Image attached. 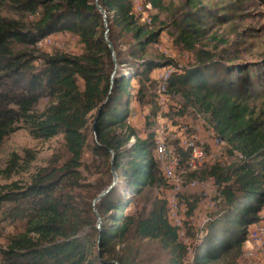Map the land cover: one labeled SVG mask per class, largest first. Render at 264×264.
<instances>
[{
  "label": "trees",
  "instance_id": "obj_1",
  "mask_svg": "<svg viewBox=\"0 0 264 264\" xmlns=\"http://www.w3.org/2000/svg\"><path fill=\"white\" fill-rule=\"evenodd\" d=\"M142 1L153 9L164 8V0ZM14 3L27 13L39 14V19L29 27L0 14V147L8 136L25 128L36 139L62 135L67 157L62 165L40 169L29 188L15 187L0 197V209L4 202L11 203L4 216L25 222V231L12 237L6 249L0 248L6 264H139V248L128 242L131 234L168 250L170 259L161 264H184L186 247L169 219L168 200L154 202L148 212L131 211L132 198L164 182L159 177L152 130L160 109L147 93L157 88L155 72L171 65L177 71L168 79V93L182 96L188 107L205 115L218 139L244 158L241 165L209 169L225 211L210 223L206 243L193 264H229L239 258L249 228L260 222L264 209V109L254 105L264 89V70L225 64L213 51L198 47L207 29L201 27L204 15L197 11L211 17L214 13L204 9L201 0H186L184 15L175 23V42L192 52L194 62L183 68L163 55L149 56L164 29L150 30L140 24L133 0H98L106 17L96 0ZM151 18L156 22L158 16ZM58 33L75 35L83 54L35 49ZM133 80L139 83L136 93ZM42 100L48 104L39 111ZM134 100L151 105L145 138L138 137L129 124ZM132 136L136 142L129 146ZM87 151L102 158L111 175L112 169L117 174L116 183L108 186L110 191L98 202L94 201L108 188L96 186L93 192L81 183L79 169ZM178 152L189 158L182 148ZM196 204L189 205V216ZM95 214L104 223L100 230Z\"/></svg>",
  "mask_w": 264,
  "mask_h": 264
},
{
  "label": "rangeland",
  "instance_id": "obj_2",
  "mask_svg": "<svg viewBox=\"0 0 264 264\" xmlns=\"http://www.w3.org/2000/svg\"><path fill=\"white\" fill-rule=\"evenodd\" d=\"M201 2L204 9L211 10L215 16L213 18L205 15L204 12L197 11L204 15L202 16L204 26L201 27L207 29L205 36L199 40L198 47L213 51L218 55L217 60L225 64L235 63L252 69L264 70V0H201ZM185 3L186 0H164V8L157 10L153 9L150 3L145 2L144 7L152 10L151 14H146L151 21L149 22L143 15H136L139 23L147 25L150 30L164 29L161 42L150 47L149 56L163 55L183 68L189 67L194 62L192 52L183 44L175 42L178 35L175 23L182 19ZM17 6L14 0H0L1 16L24 21L29 27L39 19V14L27 13ZM151 15L152 17L158 16L156 22ZM216 16H221L223 19H215ZM23 49L32 51L33 47H17V50ZM35 49L49 54L62 52L68 55H82L84 52L79 39L69 33L53 34L41 41ZM228 59L234 60L231 62ZM36 66H40V62H37ZM119 69L117 67V70ZM121 70L127 71L124 68ZM158 77L157 75V79ZM133 85L136 93L139 88L138 81L133 80ZM147 95L152 96L154 101L156 99L160 109L152 129L156 133L158 150L160 145L165 144L169 153L179 156L180 145L193 136L198 138V146L203 150V158L195 170L190 168V162L187 163L188 158L185 159L182 156L176 159L178 166L175 170V175L184 178V184L189 185L191 181H197L196 187L185 188V192L179 196L178 204L179 215L183 221L182 227L179 228L180 241L186 247L184 264H193L195 255L206 243L210 223L225 211L216 179L208 175L209 169L214 165L224 168L241 165L244 158L237 152L231 153L230 145L218 139L205 115L188 107L189 105L182 96L168 93V91L163 92L159 89V82L156 89L148 90ZM47 104V100H42L38 106L39 111L44 110ZM254 105L259 110L264 109V89H260V95L255 98ZM150 110L151 105H141L135 100L131 105L129 124L136 129L140 138H145L148 133L146 116L149 115ZM180 111H184V115H179ZM89 139L93 143L91 134ZM66 157L62 135L49 140L36 139L29 130L20 128L8 136L0 147V197L14 190L15 187L29 188L33 176L40 169L57 163L62 165ZM174 160H172V166ZM83 163L84 165L79 169L83 179L81 183L87 186L88 191L92 189L94 192L93 187L96 186H103L107 189L113 182L112 175L108 172L102 158L94 157L87 151ZM159 168V177L164 184L151 187L143 195L132 198V212H148L154 202L164 199L167 201L173 193L175 188L173 180L169 181L164 175L163 166L159 165ZM82 193L85 195L83 190ZM195 202H197L196 209L189 216V205ZM10 205L11 203L4 202L0 209V248L3 250L7 248L12 237L25 231V222H14L4 216ZM95 215V226L100 230L104 223L98 214ZM207 218L210 219L209 222H206ZM171 223H173L172 220ZM261 228L264 229V212L261 214L260 222L249 228V241L245 243L242 255L233 262L230 260L229 264L264 263V242L256 241L252 236L256 230ZM128 242L138 246L139 264L166 263L171 257L169 251L158 242L140 240L134 234L129 236ZM0 264H6L1 254ZM213 264H219V262Z\"/></svg>",
  "mask_w": 264,
  "mask_h": 264
},
{
  "label": "built area",
  "instance_id": "obj_3",
  "mask_svg": "<svg viewBox=\"0 0 264 264\" xmlns=\"http://www.w3.org/2000/svg\"><path fill=\"white\" fill-rule=\"evenodd\" d=\"M139 6H141V14H151L152 10L143 7L142 0L139 1ZM168 66L163 69L162 72L159 73L160 75L165 72L167 69H169ZM180 148H182L185 152L189 153V158L187 163L189 162H201L203 158V150L198 146V138L196 136L191 137L190 139H186L184 144L180 145ZM173 159H180L179 156H177L175 153H169L167 150L165 144L160 145L159 147V154L157 156V162L160 166H163L164 169V175H173L175 173V168H172V160ZM181 163V162H180ZM197 185H188V184H182L178 187V189L173 190V193L170 195L168 200V207H169V219L173 221V225L177 227L178 229L182 227V218L179 215V196L182 195L185 192L186 189H191L196 187ZM264 212V209H263ZM209 218L206 219V222H209ZM256 241H263L264 242V229H258L254 232L252 235ZM247 240L246 242H248ZM264 264V263H263Z\"/></svg>",
  "mask_w": 264,
  "mask_h": 264
},
{
  "label": "bare ground",
  "instance_id": "obj_4",
  "mask_svg": "<svg viewBox=\"0 0 264 264\" xmlns=\"http://www.w3.org/2000/svg\"><path fill=\"white\" fill-rule=\"evenodd\" d=\"M139 1H141V0H133V3H134V13H135V15H137V14L143 15L150 22L151 19H150V17H148V15L141 14V6L138 5L139 4ZM142 5L144 7L143 1H142ZM176 71H177V69L175 67H169V69H167L165 72H163L160 75V77L158 78L159 89H161L163 92H167L168 91L167 90V82H168V79H169L170 75H172ZM135 142H136V138H135V136H132V138H131V140L129 142V146L133 145ZM158 154H159V150L156 148V153H155L156 158H157V155ZM197 164H199V162H190L189 163V166H190L191 169L195 170L197 168ZM177 166H178V161L175 159L172 168H175V170H176L177 169ZM166 177L169 179V181L170 180H173V182H174L173 185L175 186L174 190L178 189L179 186H181L182 184L185 183L184 178L181 177V176L175 175V173L173 175H171V176L170 175H166ZM189 185H197V181L193 180V181H191L189 183Z\"/></svg>",
  "mask_w": 264,
  "mask_h": 264
},
{
  "label": "water",
  "instance_id": "obj_5",
  "mask_svg": "<svg viewBox=\"0 0 264 264\" xmlns=\"http://www.w3.org/2000/svg\"><path fill=\"white\" fill-rule=\"evenodd\" d=\"M96 5H97V8H98V10L104 15V17H106V13H105V11L102 9V7L98 4V0H96ZM106 41H107V43H108V45H109V48H110V50H111V52H112V55H113V60H114V62H115V65H116V68H117V61H116V56H115V51H114V47H113V44L111 43V41L109 40V38H108V36L106 35ZM115 71H114V73H113V75H112V83H113V80H114V78H115ZM112 175H113V178H114V181H113V184H115L116 183V181H117V174H116V172L112 169ZM110 189H111V187L110 188H108L106 191H104V192H102L98 197H97V199L94 201V202H98L99 200H101L103 197H105L106 195H107V193L110 191Z\"/></svg>",
  "mask_w": 264,
  "mask_h": 264
},
{
  "label": "crops",
  "instance_id": "obj_6",
  "mask_svg": "<svg viewBox=\"0 0 264 264\" xmlns=\"http://www.w3.org/2000/svg\"><path fill=\"white\" fill-rule=\"evenodd\" d=\"M162 71H163V69H159L158 71L155 72L154 76H156V77H157V75L159 76V73L162 72ZM158 78H159V77H158ZM157 80H158V79H157Z\"/></svg>",
  "mask_w": 264,
  "mask_h": 264
}]
</instances>
